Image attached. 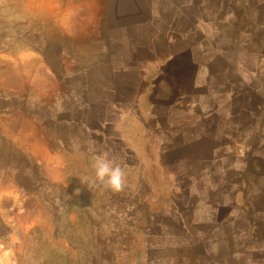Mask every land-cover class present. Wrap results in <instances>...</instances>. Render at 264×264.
Masks as SVG:
<instances>
[{
    "label": "rangeland",
    "instance_id": "374dc122",
    "mask_svg": "<svg viewBox=\"0 0 264 264\" xmlns=\"http://www.w3.org/2000/svg\"><path fill=\"white\" fill-rule=\"evenodd\" d=\"M225 5L0 0V257L8 253V264H208V186L230 190L228 234L240 235L239 208L251 213L245 188L264 190V0H246L243 16ZM108 28L116 52L100 44L88 57L68 56L64 31L102 39ZM173 60L152 98L136 99V73L120 82L124 65ZM180 73L186 92L172 93ZM104 153L123 167V191L92 183V157ZM243 246L233 245L239 258Z\"/></svg>",
    "mask_w": 264,
    "mask_h": 264
},
{
    "label": "crops",
    "instance_id": "0c3cea01",
    "mask_svg": "<svg viewBox=\"0 0 264 264\" xmlns=\"http://www.w3.org/2000/svg\"><path fill=\"white\" fill-rule=\"evenodd\" d=\"M224 1L226 2L225 5L226 12H227V6L231 10H237V14H239L240 16L249 14L250 12L247 6L243 7L246 0H224ZM107 33L108 35H106V37H103L102 39L100 37H95V34H92L91 35L92 39H91L87 37L90 36V34H86V31H84L80 40L78 39L72 40L71 35H69L68 32L64 31L62 33V36H64L62 41H64L63 44H65V47L68 48L69 57H72L74 59L83 58V57H88L91 52L93 53L100 44L108 46L109 51L116 50L117 40H114L116 30L114 28H108ZM184 59L188 63L186 71H188L190 76L187 81L189 83L188 88L189 91L190 89L191 91H193L194 88L196 87V85L195 87L193 86V83L195 81L194 77L196 75L197 62L194 61L193 56L190 52L188 56ZM177 62L179 61L173 60V61H166L163 63L155 62V63H151L150 68L148 63L146 66H143L138 63L136 64L130 63L124 65L123 69L119 71L120 73H122L121 75L122 81L120 79V82L127 84L128 75L132 73H136L137 76H139L142 79V81L136 82L138 83V85H140L137 91V93L139 94L136 96V99L140 100L143 98L148 99V97L152 98L153 95L159 93L160 91L165 90L164 81L166 77L169 76L168 67L171 64H175ZM52 65L53 64L48 60H46V62L44 63V68L46 69V71L49 72L48 74L46 73L45 81H48L49 87L51 88L50 90H55L56 85H58L59 81H57L56 75L52 71L53 69ZM38 67L43 68L41 64L38 65ZM114 74L117 77L118 74L117 71H115ZM147 77L149 80H147ZM183 77L184 76L181 73L178 74V78L176 80L177 84H175V86L173 87L172 93L186 92L183 88V83H184ZM143 81L146 82V87L145 88L143 87L142 89ZM112 91L114 93V89ZM148 93L150 94L149 96ZM112 105L114 106V110L115 111L119 110V113H122L123 116L129 112V111H125V109L128 108L127 105L119 106L116 104V102H114ZM143 115L144 113L141 112L140 116ZM213 163H214L213 161H208V169H210V173L213 170L212 168ZM245 189L247 190V193H245V203L247 206L249 205L251 209V213L248 209L239 208L240 213L237 215V220H236L237 223L234 222V224L235 225L238 224L237 227L242 230L239 231L240 235H229L228 228L231 226L235 217L233 212H230L232 209L229 207L227 203H225L224 198L226 195H229L230 190L228 188H221L216 190L208 186V264H220L222 262H226V260H228L230 264H264V205H261L262 203H264V190L261 191V189L256 187H247ZM239 190L241 191L242 188ZM237 194L238 193L233 195L236 197ZM215 195L216 196L220 195L221 199L219 203L217 200L213 198ZM214 206H216V210H217L216 214H213ZM254 222L257 230L255 235H253L250 230L253 225L252 223ZM241 224H243L242 227H240ZM217 228L219 229L220 232L224 231L225 234L214 235L213 234L214 232H218ZM238 243L244 245L241 258H239L238 254L236 255V252H234L233 250L234 248L233 245ZM216 244L232 245L231 246L232 250H230L229 247H226L224 249L221 248L220 252L214 254L211 251L212 250L211 248L213 245Z\"/></svg>",
    "mask_w": 264,
    "mask_h": 264
},
{
    "label": "clouds",
    "instance_id": "9594fccd",
    "mask_svg": "<svg viewBox=\"0 0 264 264\" xmlns=\"http://www.w3.org/2000/svg\"><path fill=\"white\" fill-rule=\"evenodd\" d=\"M95 176L92 183H99L113 192L123 191L126 186V173L115 158H110L107 153L92 157ZM23 211V210H22ZM8 253L0 257V264H8Z\"/></svg>",
    "mask_w": 264,
    "mask_h": 264
}]
</instances>
